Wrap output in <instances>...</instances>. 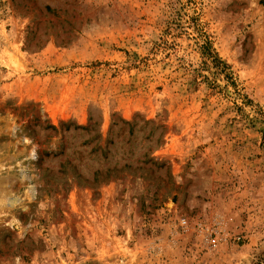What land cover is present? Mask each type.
I'll return each instance as SVG.
<instances>
[{
  "label": "rangeland",
  "instance_id": "374dc122",
  "mask_svg": "<svg viewBox=\"0 0 264 264\" xmlns=\"http://www.w3.org/2000/svg\"><path fill=\"white\" fill-rule=\"evenodd\" d=\"M0 264H264V0H0Z\"/></svg>",
  "mask_w": 264,
  "mask_h": 264
},
{
  "label": "trees",
  "instance_id": "16d2710c",
  "mask_svg": "<svg viewBox=\"0 0 264 264\" xmlns=\"http://www.w3.org/2000/svg\"><path fill=\"white\" fill-rule=\"evenodd\" d=\"M212 56V55H211ZM215 57H213V60L215 61ZM217 61H219L220 63H223V62H221L219 59H217ZM124 123L126 122L125 120H122ZM114 123V122H113Z\"/></svg>",
  "mask_w": 264,
  "mask_h": 264
}]
</instances>
